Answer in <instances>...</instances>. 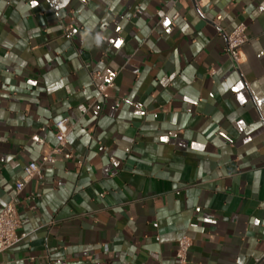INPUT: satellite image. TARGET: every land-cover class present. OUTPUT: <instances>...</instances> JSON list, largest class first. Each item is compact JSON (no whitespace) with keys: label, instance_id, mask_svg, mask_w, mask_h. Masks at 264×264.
I'll return each instance as SVG.
<instances>
[{"label":"crops","instance_id":"1","mask_svg":"<svg viewBox=\"0 0 264 264\" xmlns=\"http://www.w3.org/2000/svg\"><path fill=\"white\" fill-rule=\"evenodd\" d=\"M63 116L73 156L17 193ZM13 196L26 236L0 264H178L185 235L186 264H264V0H0V211Z\"/></svg>","mask_w":264,"mask_h":264},{"label":"built area","instance_id":"2","mask_svg":"<svg viewBox=\"0 0 264 264\" xmlns=\"http://www.w3.org/2000/svg\"><path fill=\"white\" fill-rule=\"evenodd\" d=\"M176 17V16H175ZM222 18L218 16L216 22ZM247 25L240 22L232 32L226 34L227 43L226 51L230 58L238 64L242 57V47L248 41L246 34ZM91 78L95 83L99 95L103 98L108 97L107 90L112 87L114 83L103 82L102 73L100 71H91ZM72 129V123L68 116H63L55 122V136L57 143L48 149L43 150L39 162L32 161L24 168V176L16 182V192H20L25 183L34 177L43 178V166L47 163H55L61 159H69L73 156L72 151L68 148V136ZM18 200L13 196L0 211V253L9 248L20 238L25 237L26 233H19L22 226V219L18 214ZM192 245V240L189 236H182L178 240L176 251V260L178 264H186L188 261V252Z\"/></svg>","mask_w":264,"mask_h":264}]
</instances>
